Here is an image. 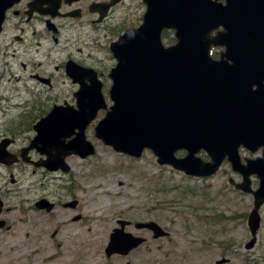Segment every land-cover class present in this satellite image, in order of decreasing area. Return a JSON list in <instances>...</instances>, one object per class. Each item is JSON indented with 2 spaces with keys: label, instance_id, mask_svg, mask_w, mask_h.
Segmentation results:
<instances>
[{
  "label": "rangeland",
  "instance_id": "1",
  "mask_svg": "<svg viewBox=\"0 0 264 264\" xmlns=\"http://www.w3.org/2000/svg\"><path fill=\"white\" fill-rule=\"evenodd\" d=\"M144 10L142 0H123L121 8L110 14L107 29L97 37L95 33L88 31L86 34L92 38L82 47L61 43L58 48L60 50L65 46L66 52L73 55H77L79 50L85 53L87 51V54L99 63L89 57L85 64L91 66L94 62L105 75L114 65L106 49L109 42L117 38L118 31L121 32L130 25L137 27L141 23ZM69 33L76 34L73 31ZM163 42L167 45L168 40ZM49 46H52V43ZM96 47L98 53L94 50ZM45 52H48L47 44ZM64 56L62 53L55 54L56 59ZM102 80L103 92L109 106V81H105L103 77ZM59 88L62 89L60 97L74 104L72 92L76 87L64 79L60 81ZM16 101L20 100L16 98L10 104ZM104 113L105 111L99 112L97 119L87 129V137L94 144L96 154L85 160L77 156L66 159L71 168L66 176L71 180L64 183L80 201L79 212L84 215L87 223L81 225L80 229L77 228L78 223L73 224V228L65 231V236L80 238L88 244V257L84 264H215L221 257L230 259L228 264H262L259 261H264V206L261 209L262 226L258 233L257 245L253 250L246 251L243 247L250 235L246 219L242 217H246L252 209V196L235 191L229 185L230 178L239 182L240 177L230 170L228 164H223L212 179L198 181L185 178L183 174L169 167L158 166L155 157L148 151L138 160L115 153L93 134L96 122ZM241 154L254 157L244 151ZM259 155L260 152L256 154ZM36 171L39 174L44 173L42 169ZM49 174L51 176L45 183L50 189L59 190L58 186L63 183L55 181L54 178L58 174ZM156 179L163 180L166 184L157 185ZM174 186L181 187L173 191ZM252 186L257 187L255 178L252 179ZM187 187L192 188L196 195L183 198L180 192L186 191ZM162 189L166 192L163 193ZM8 200L10 207L14 206L18 211L16 199L10 197ZM74 214L75 212L71 211L65 219ZM35 217L39 215L35 213L32 221L41 222V226H34L31 221L26 231L31 230L29 235L38 240V250L53 253L57 247L52 243L58 242L63 236L57 232L53 237L57 228L50 222L45 223V218L38 220ZM119 218L136 222L155 221L166 229L169 236L166 240H152L146 243L133 256L121 259L116 257L106 262L102 249ZM214 219H221V224L216 223ZM10 232H4L2 236L5 237L0 236V264H16L15 252L18 245ZM19 235L23 238V233L20 232ZM228 247L230 248L225 250Z\"/></svg>",
  "mask_w": 264,
  "mask_h": 264
},
{
  "label": "water",
  "instance_id": "2",
  "mask_svg": "<svg viewBox=\"0 0 264 264\" xmlns=\"http://www.w3.org/2000/svg\"><path fill=\"white\" fill-rule=\"evenodd\" d=\"M144 1L148 5L144 24L137 30L127 31L112 46L119 61L113 70L114 84L110 90L115 104L98 124L96 136L117 151L138 157L144 147H149L159 157L161 164H172L191 175H210L218 168L227 149H221L216 144L214 145L218 150L206 146L209 142V137L203 130L207 126L206 119L203 115L199 117V111L204 108L199 104L201 92L196 89L199 86L204 88V82L199 80L198 63L211 61L207 52L210 43L217 39L202 35L191 38L179 32V0H156L150 6V0ZM211 7L215 9V15L208 9V2L200 0V8L206 9L208 14L200 12L199 16L208 20L211 12L215 25H223L225 8L219 5ZM164 27L178 31L176 36L179 43L169 49H163L159 41L160 31ZM70 76L74 82H80L78 74L70 73ZM206 82L211 85L209 81ZM96 84H92L90 89L82 87L76 93L78 110L70 107L66 110L56 109L46 118L54 125V148L63 151L62 156L48 158L44 164L49 168L55 169L52 165L54 160L57 163V159L71 152L81 157L93 152L84 140L83 131L97 111L105 107L100 85ZM182 84H190L191 89L182 92ZM218 89L220 93L225 92L220 86ZM75 129L79 130L76 138L64 145L60 139L71 136ZM257 132L264 141V127ZM222 145L223 143L220 144ZM180 148H186L189 153L183 160L173 156L174 151ZM200 148L209 152L212 164H202L193 157ZM230 160L234 169L243 175V183L236 185V188L254 196V208L249 215L253 239L246 245L250 249L259 226L258 210L264 203V162L258 164L256 171H251L256 172L260 178V188L254 192L250 189L248 180L251 173L240 167L236 159ZM149 226L156 229L153 224ZM111 241L108 254L118 251L125 254L139 243L137 239L123 236L119 232L111 236Z\"/></svg>",
  "mask_w": 264,
  "mask_h": 264
},
{
  "label": "flooded vegetation",
  "instance_id": "3",
  "mask_svg": "<svg viewBox=\"0 0 264 264\" xmlns=\"http://www.w3.org/2000/svg\"><path fill=\"white\" fill-rule=\"evenodd\" d=\"M107 1L109 0H79L75 4L68 5L61 3L57 15L51 17L41 15L48 9L46 3H42L39 7L41 12H37L32 6L34 0H20L18 5L7 12L1 25L0 144L6 143L5 151L14 156L15 162L8 166L11 172H0V236L4 232L11 231L10 235L18 245L17 252H15L16 264H84L88 257L87 243L80 238L65 236V231L73 228V224L78 223L77 228L80 229L81 225L84 226L87 223L81 213L70 215L68 219H65L71 211H78L81 207L80 203L77 201L75 209L65 208V203L76 200L71 190L63 183L59 193H56L45 183L48 174H39L33 168L32 162L39 161L41 157L36 150L28 146L35 135L33 125L39 115L38 111L24 109L23 101L28 100L31 93L29 88L25 87L26 84L35 83L40 86L42 91H38L37 94L45 97L47 90L53 89L56 83L55 73L60 67L55 64V60L48 53L43 55L42 46L47 44L46 39L57 43L56 37H65L72 28V25L66 21L85 18L89 4ZM73 13H79L78 18L80 19L71 16ZM92 23L98 24L95 20ZM74 26L80 27L82 23L77 21ZM78 38L80 41L81 34ZM51 53H56V50L52 49ZM11 81L21 83L27 93L9 87L8 83ZM53 95L48 94V97L52 96L49 100L54 99ZM16 98L20 101L10 104ZM42 108L44 111L45 105ZM0 156L5 155L0 154ZM23 156L27 157L29 162H24L21 159ZM10 197L16 199L18 211L14 209V206L10 207L8 200ZM41 199L53 204L51 212L47 213L38 208L37 203ZM35 213L42 217L35 218L38 220L45 218V223L50 222L54 228H57L53 237L57 232H60L61 237L63 236L58 242L52 243L57 247L53 253L38 250V240L29 235L31 230L26 231ZM11 216L14 217L11 218ZM32 223L34 226H41L39 221H32ZM20 232L23 233V238H20ZM140 232L144 235L150 234L148 230ZM157 240L153 239V241ZM136 253L137 249H133L128 255L133 256ZM129 256L114 255L112 257L121 259Z\"/></svg>",
  "mask_w": 264,
  "mask_h": 264
},
{
  "label": "bare ground",
  "instance_id": "4",
  "mask_svg": "<svg viewBox=\"0 0 264 264\" xmlns=\"http://www.w3.org/2000/svg\"><path fill=\"white\" fill-rule=\"evenodd\" d=\"M184 18V17H183ZM185 20V19H184ZM215 19H213L211 22H213ZM210 22V23H211ZM206 29V28H205ZM231 56L233 58H235L237 60L238 63H250V62H253L252 60H248V59H243V58H240L236 53H231ZM195 61V59H194ZM182 92H185L187 89H191V85L190 84H182ZM197 91H202L204 90L203 87L199 86L197 89Z\"/></svg>",
  "mask_w": 264,
  "mask_h": 264
}]
</instances>
